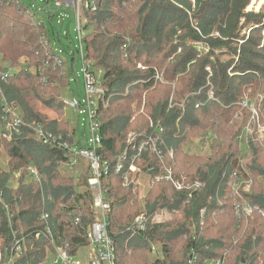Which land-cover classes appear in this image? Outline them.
Masks as SVG:
<instances>
[{"label":"trees","instance_id":"obj_1","mask_svg":"<svg viewBox=\"0 0 264 264\" xmlns=\"http://www.w3.org/2000/svg\"><path fill=\"white\" fill-rule=\"evenodd\" d=\"M250 2L81 3L86 59L91 71L100 73L107 101L98 112L97 154L111 164L101 183L110 205L108 232L115 264H264V217L258 212L237 217L238 199L229 190L236 169L249 185L240 201L264 214V133L254 129L256 121L264 126V4L256 12L247 10ZM22 3L0 0V75L6 68L18 69L7 82L0 80V104L16 109L22 119L19 134L11 140L0 137L10 170L0 169V190L13 215L12 227L29 238L28 250L16 264H39L45 240L34 239V233L44 226L40 215H48L55 238L78 244L93 221V196L87 186L88 164L75 166L85 164L75 176L61 174L58 166L66 168L69 161L65 149L44 145L34 131L40 125L62 142L79 144L64 117L45 121L35 108L41 102L58 114L62 87H50L49 81L61 79L39 44L46 24L35 26L20 13ZM49 31L51 41L57 40ZM243 102L254 108V119ZM246 126L253 132L245 133ZM129 134L136 141L155 138V151L136 152ZM194 140L210 143L207 157L187 151L185 143ZM125 151V171L116 174V158ZM134 153L138 171L127 174L125 182ZM28 166L39 171V181H19L10 190V174ZM165 167L203 188L189 195L169 183L154 182ZM142 176L147 177L143 195ZM74 216L80 218L79 225L73 224ZM137 218L143 229L135 228ZM8 226L0 207V237L5 240Z\"/></svg>","mask_w":264,"mask_h":264},{"label":"built area","instance_id":"obj_2","mask_svg":"<svg viewBox=\"0 0 264 264\" xmlns=\"http://www.w3.org/2000/svg\"><path fill=\"white\" fill-rule=\"evenodd\" d=\"M41 2L48 3V0H40ZM83 0H54L52 9L56 12H64L72 9L74 15V32L75 38L79 43V49L77 50L79 58L81 60V76L83 80V96L71 99H62L64 108H69L74 112L83 116L82 120H86V129L88 131V141L84 142L78 137H75V142L79 144L71 146L65 141H61L60 136L46 134L40 125H35L34 131L37 137L44 145L53 144L56 147L65 149L69 161L66 163L68 170H74L81 161L86 162L89 167V177L87 178L88 189L92 192V212L93 221H91L84 229L83 241L72 245L70 242L55 238L54 233L48 224V215L41 214L39 220L44 222L43 228L34 233V239H41V236L45 240L43 244L44 256L43 260L39 264H115V250L111 236L108 232V213L110 205L102 189L101 180L108 176L111 171V164L108 160L101 159L97 154L101 136H100V123L98 121V112L101 107L106 105L105 91L100 82V73L97 75L91 71V65L86 59L85 51L83 50V35L81 31L79 21V9ZM42 10V8L38 9ZM19 12L27 16L35 26L42 25L35 14L24 3L19 5ZM45 12V10H44ZM48 12V19L54 18L55 14L50 9ZM62 18H59V22L62 23ZM46 29V28H45ZM65 35V33L63 34ZM59 37V36H58ZM57 37V40H58ZM39 44L42 47L47 61L50 64L51 69L59 71L60 75L68 76L70 71L74 68V60L71 58L69 61H64L58 55V49L53 47L50 33L45 30L42 31L39 36ZM71 60L73 62L71 63ZM17 68H6L0 75V80L7 82L15 73ZM82 95V94H81ZM0 111V137L4 140H11L15 134H19V127L21 124V117L16 109L9 107L5 102L1 103ZM242 106L247 108L254 119L255 110L247 102H243ZM254 129L259 134L264 133V126L256 122ZM253 128L249 126L244 128L245 133H252ZM129 142L133 150L141 153L146 148L155 151V138L149 140L136 141V135H128ZM264 139V135L262 136ZM80 141L82 146H80ZM137 153L130 154L129 164L126 173H124V181H127V174L134 175L138 169L135 165ZM128 159V155L123 152L116 158L114 173H122L125 171L123 161ZM241 168V163L238 164ZM21 171L13 172L10 174L9 183L12 179L18 180L21 177ZM27 174V178L31 182L39 181V171L33 167L28 166L24 172ZM154 182L169 183L172 188L177 192H186L189 195L197 192L203 188V184L196 182H188L184 178H179L174 175L170 168H163L162 172L154 179ZM8 188H11L10 186ZM249 189L248 182L243 178L241 173L235 169L231 181L229 183V190L234 194L238 201L234 204V212L239 217L240 215L248 216L253 212H258L262 217L264 214L260 212L257 207L251 206L248 203L240 201L242 199L241 192H247ZM0 207L6 213L9 238L0 237V264H16L20 257L24 256L28 250L29 238L24 235L22 231L12 227L13 215L9 212V206L5 203L4 193L0 190ZM73 215V214H72ZM74 225H79L81 220L78 216L72 217ZM136 229H143V223L141 218H137L134 222ZM40 229V228H39ZM212 264H221L220 261H215Z\"/></svg>","mask_w":264,"mask_h":264},{"label":"rangeland","instance_id":"obj_3","mask_svg":"<svg viewBox=\"0 0 264 264\" xmlns=\"http://www.w3.org/2000/svg\"><path fill=\"white\" fill-rule=\"evenodd\" d=\"M24 2V5L29 7L30 10L37 16V18L41 22H45L46 24V30L50 33V29L55 32L59 36V41L54 40L52 41L53 47L58 49V55L61 57L64 61H69L71 58L74 60V68L73 72L70 71V73L65 75H60L59 71H54L56 73V77H60L61 81L56 83L53 82V80L49 81L50 87L53 86H59L61 83V94H60V100L64 99H71V98H77L79 96H83V80H82V72H81V60L79 58V54L77 50L79 49V43L77 39L75 38V32H74V15L72 9L69 11L64 12H56L52 9V4L54 0H48V3L41 2L40 0H22ZM264 4V0H251L249 7L247 10H254L259 11L261 6ZM42 8V10H38ZM51 10L54 12L55 16L54 18L50 19L49 23L48 21V10ZM45 10V12H44ZM62 18V23L59 22V18ZM65 33V35H63ZM83 50H84V44H82ZM24 59L21 57L18 60V63H22ZM17 63V64H18ZM5 64H2V66ZM53 72V71H51ZM52 77H55V75H51ZM39 78V77H38ZM47 83V82H46ZM82 94V95H81ZM58 97V99H59ZM59 100V101H60ZM36 110L40 113L41 118L45 121H52L56 118L64 117V120L69 123V125L74 128L75 130V137H78L80 140H83L84 142L88 141V131L86 129V120H82L83 116L74 112L73 110L69 108H64L63 105L61 106V109H59L58 114L55 113L52 109L44 106L41 102H36L35 104ZM210 143L204 142L203 145L200 141L194 140V141H188L185 143V148L190 154H195L199 157H207L208 156V149H209ZM245 152H243L244 156ZM82 165H85L84 163L76 167V170H68L60 164L58 166L59 172L65 176H72L75 174H78L79 171L81 173L80 169H84L85 167H82ZM27 168V167H26ZM0 169L1 171L8 172L9 166H8V159L6 157V153L2 147H0ZM10 171V170H9ZM24 172V171H23ZM21 173V177L18 180L12 179L11 183H9L10 190L15 191L17 188L19 181L23 183L31 182L29 178H27V174ZM13 173V172H12ZM15 173V171H14ZM140 194L143 195L147 188V177L142 176L140 180ZM8 186V187H9ZM16 211H18V208H16ZM164 217H166L164 215Z\"/></svg>","mask_w":264,"mask_h":264},{"label":"water","instance_id":"obj_4","mask_svg":"<svg viewBox=\"0 0 264 264\" xmlns=\"http://www.w3.org/2000/svg\"><path fill=\"white\" fill-rule=\"evenodd\" d=\"M73 62V60H71V63ZM71 72H72V70H71ZM80 146H82V142L80 141Z\"/></svg>","mask_w":264,"mask_h":264}]
</instances>
